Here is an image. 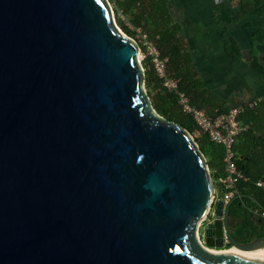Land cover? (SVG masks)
I'll return each mask as SVG.
<instances>
[{"label": "water", "instance_id": "obj_1", "mask_svg": "<svg viewBox=\"0 0 264 264\" xmlns=\"http://www.w3.org/2000/svg\"><path fill=\"white\" fill-rule=\"evenodd\" d=\"M138 52L106 0H0V264H264L208 249L264 236H233L238 196L214 202L194 139L145 95Z\"/></svg>", "mask_w": 264, "mask_h": 264}, {"label": "trees", "instance_id": "obj_2", "mask_svg": "<svg viewBox=\"0 0 264 264\" xmlns=\"http://www.w3.org/2000/svg\"><path fill=\"white\" fill-rule=\"evenodd\" d=\"M214 9L216 12V23H230L233 20L232 15L227 11L224 0H214ZM232 6L237 7L235 22H240L247 17H253L249 27L256 28L253 35L260 43H264V21L259 18L264 17V0H229ZM170 0H118L124 13L134 15L138 13L148 14L160 19L159 33L161 40L159 48L164 59H168L169 71L173 72L178 79L179 88L177 91L168 92L166 96H160L153 101L154 108L163 113H176L177 110L172 106L177 103L179 93L187 95L192 100L195 108L207 112L209 115H218L227 112L230 108L224 107V102L216 94L204 87L195 67L194 61L189 52L182 49V39L177 34L178 27L172 26V16L169 9ZM126 32H129L125 28ZM226 53L234 60L241 61L243 49L235 39L225 46ZM252 72L257 76L261 87L264 90V49H252V58L248 62ZM244 106V112L239 116V120L246 126V129L238 136L235 151L237 153V164L243 171L246 180H241L237 185V193L234 197L230 209V226L236 227L239 224L245 226L255 223L256 227H261L259 235H264V216L256 217L253 213L248 214L244 210V216L241 203L250 204V207L258 209L260 213L264 212V190L256 185L258 180H264V111L258 106L249 107V103L239 104ZM194 122L193 117L187 115L181 119L180 124L194 131L190 123ZM197 127V126H196ZM203 144L208 141L214 149V158L211 166L218 172L219 177L224 174L223 148L209 141L208 137L203 135ZM218 182V181H217ZM219 191L221 190L218 183ZM248 195L254 196L258 202L252 200ZM247 206V205H246ZM249 207V206H247ZM242 216H240V215Z\"/></svg>", "mask_w": 264, "mask_h": 264}, {"label": "rangeland", "instance_id": "obj_3", "mask_svg": "<svg viewBox=\"0 0 264 264\" xmlns=\"http://www.w3.org/2000/svg\"><path fill=\"white\" fill-rule=\"evenodd\" d=\"M194 1L198 0H170L169 9L172 16V26L179 28L177 34L182 39V49L186 52H189L192 58H194V67L200 79L202 80L204 87L208 89L209 87L215 86L216 83L223 81L221 78L222 76L217 73L212 75L210 70L214 67V65H223L226 62L223 48L226 44H229L230 35L236 33L237 35L235 37H239L238 39L241 40L244 38L247 31H256V28H248L246 24L243 28H241L242 24L239 25L232 23L228 24L229 29H227L228 31L226 32V35L222 36L221 25L218 26L212 23L213 19L215 18L213 14L215 1L202 0V3L204 2L202 8L199 9V11H193V9L190 8H193ZM106 2L113 16L115 26L121 33L131 39L138 47V63L143 72V90L153 106V101L158 97L166 96L167 93L171 91H177L166 85L165 77H167L169 80L175 81L176 83L179 82L176 78V75L169 71V67L167 65L168 59L163 58L159 48L161 35L159 33L158 26L160 19L148 14L144 15L142 13H138L139 11H135L134 15H128L124 13L123 9L121 8V4L118 3V0H106ZM224 2L231 14L235 15L237 8H234L229 0H224ZM260 20L264 21V17H262ZM250 22H252V20H250ZM125 28H127L129 32H126ZM239 34H243V38ZM201 35L210 36L212 40L207 42L199 37ZM158 54L160 59L167 61V72L164 74L165 77L156 65L155 59L157 58ZM248 61V59H243L242 62L238 63L240 70L239 76L244 79H246L249 75L247 71H245ZM227 66L230 67L229 64H227ZM199 70L202 73H200ZM189 100L191 105H193L191 98H189ZM232 103H235L236 105L242 104L239 99H235V101ZM172 106L177 110L176 113H163L157 111L154 106L153 108L156 111V114L165 121L182 126L180 124L181 119L187 116V114L184 112V107L179 97L177 103L173 104ZM190 127H193L194 131L186 128L185 129L194 139L198 150L205 160L214 187L217 189L219 171H213V167L211 166L214 158V149L208 141L206 144L202 143L204 140L203 135L199 132V129L196 127L194 122L190 123ZM246 205L250 207L249 203ZM212 210L213 209H211L208 215L200 222L201 226L199 231L201 233V237L204 225L213 217ZM253 214L256 217H263L262 213L258 212V210Z\"/></svg>", "mask_w": 264, "mask_h": 264}, {"label": "built area", "instance_id": "obj_4", "mask_svg": "<svg viewBox=\"0 0 264 264\" xmlns=\"http://www.w3.org/2000/svg\"><path fill=\"white\" fill-rule=\"evenodd\" d=\"M155 61L165 77L167 61L160 59L159 54ZM165 79L168 87L178 90V83L169 80L167 77ZM179 99L183 104L184 112L193 117L199 132L208 137L210 142L223 148L222 163L224 174L218 177L221 190L216 189L215 200L221 198L227 203L237 193L238 183L247 179L237 164L238 158L235 151L238 136L246 129V126L239 120V116L244 112L245 108L241 105L233 106L227 112L209 115L207 112L193 107L187 95L179 93ZM255 106L254 102L249 103V107L254 108ZM256 185L264 190V180H258ZM262 215L264 216V212H262Z\"/></svg>", "mask_w": 264, "mask_h": 264}, {"label": "crops", "instance_id": "obj_5", "mask_svg": "<svg viewBox=\"0 0 264 264\" xmlns=\"http://www.w3.org/2000/svg\"><path fill=\"white\" fill-rule=\"evenodd\" d=\"M203 3H202V0L194 1L193 8H190V9H193V11H199V9L202 8V5H204ZM234 8H237V7H234ZM214 10H213V14H214V16H216V12ZM227 11L231 14V12L228 9H227ZM237 11H238V8H237ZM236 13H235V15H236ZM235 15H232L233 20L230 23H224V22L216 23L215 18L213 19V21H212L213 24L218 25V26L221 25L222 36L226 35V32L228 31L227 29H229L228 24H232V23L239 24V25L242 24L241 28H243L244 25L246 24L248 28H251V27H249V23H250V20H252V17H247L240 22H235V20H234ZM253 33H254V31H247L244 38L242 37L243 34H239L243 38L241 40L238 39L239 37L238 38L235 37L237 35L236 33L231 34L229 37V44L231 43V41L233 39H235L242 46V49H243L242 60L243 59H248L249 61L251 60L253 48L264 49V43L263 44L260 43L258 41V39L256 37H254ZM199 37H201L202 39H204L207 42L212 40L211 37L207 36V35H201ZM229 44H226L225 46H227ZM225 46H224V48H225ZM224 58H225L226 62L223 65H221V64L220 65L219 64L214 65V67L210 70L211 71L210 73L212 75L217 73L220 76H222L221 78L223 81L216 83L215 86L209 87L208 90L213 92L220 99L223 100L224 107L225 106L227 107V105H228V108H231L233 106H237L235 103H232V102L235 101V99H239L242 102V104L254 102L256 104V106H258L262 111H264V90L261 87V84H260L257 76L250 69L248 63L246 65L247 68L245 71H247V73L249 75L246 79H244V78L239 76L240 70H239L238 63L242 62V60L236 61V60L232 59L226 53L225 49H224ZM193 60H194V58H193ZM194 64H195V60H194ZM227 64H229L230 67H228ZM196 68H197V66H196ZM200 73H202V72L200 71ZM213 171H216V170L213 168ZM240 208L242 209V212H243V213H240V214H242V216H244V214H245L244 213L245 209L248 210L247 211L248 214L255 213L258 210V209H254L252 207H247L246 204L243 202L241 203ZM241 225H243V224H241ZM254 225H255V223H252V224L247 225V226H254Z\"/></svg>", "mask_w": 264, "mask_h": 264}, {"label": "flooded vegetation", "instance_id": "obj_6", "mask_svg": "<svg viewBox=\"0 0 264 264\" xmlns=\"http://www.w3.org/2000/svg\"><path fill=\"white\" fill-rule=\"evenodd\" d=\"M260 230L261 227L259 226L258 228L256 227V225L254 226L238 225L237 227H231L233 236L240 242H248L256 237L264 236V235H259ZM226 240L228 241L229 239L227 238Z\"/></svg>", "mask_w": 264, "mask_h": 264}, {"label": "bare ground", "instance_id": "obj_7", "mask_svg": "<svg viewBox=\"0 0 264 264\" xmlns=\"http://www.w3.org/2000/svg\"><path fill=\"white\" fill-rule=\"evenodd\" d=\"M139 58H140V56H139ZM201 221L198 222V225H200ZM208 249L214 253H224V252H229V251H236V252L241 253L243 255H252V256L264 257V249H257V250H253V251H244V250H240V249L233 247V246L225 247L224 249H214V248H208Z\"/></svg>", "mask_w": 264, "mask_h": 264}]
</instances>
